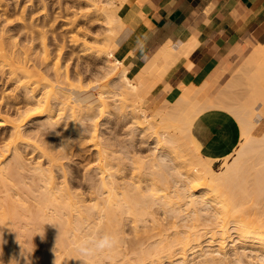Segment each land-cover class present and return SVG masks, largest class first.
<instances>
[{"label":"bare ground","instance_id":"6f19581e","mask_svg":"<svg viewBox=\"0 0 264 264\" xmlns=\"http://www.w3.org/2000/svg\"><path fill=\"white\" fill-rule=\"evenodd\" d=\"M17 1L0 0V82L11 84L0 94V130L7 138L0 145V264H82L77 245L96 232L115 235L119 243L89 264H242L243 253L234 250L230 259L225 249L232 237L254 247L252 252L264 263V131L254 133L258 119L264 118V46L253 48L214 96L200 101L191 92L199 88L180 84L176 94L146 109L140 100L187 57L191 46L165 41L136 74L115 59L113 51L121 43L116 31L134 29L143 16L141 0H87L74 10L66 5L72 13L64 18L67 30L82 19L106 29L102 77L109 81L92 78L99 87L86 79L85 86L80 69L73 84L66 57L60 54L65 44L51 55L45 4L40 19L29 7L43 0ZM100 33L94 32L97 41ZM87 34L80 26L70 34L73 47L81 44L82 54L87 53ZM100 50L96 48L97 56ZM110 103L114 109L130 106L128 122L142 132L151 130L154 151L121 157L116 149L108 150V139H101L93 122ZM210 110L227 112L238 128L236 144L222 155L205 152L198 139V119ZM68 128L74 132L71 140L66 138ZM86 141L95 151L96 173L89 175L87 167L75 186L68 179L67 162L80 154ZM26 150L35 152L32 165L25 159ZM165 155L171 156L170 162ZM125 159L135 171L146 172L145 187L124 180ZM156 203L173 224L164 226L153 216ZM183 215L191 222L181 226ZM127 219L133 230L128 238L123 234ZM147 223L153 226H143Z\"/></svg>","mask_w":264,"mask_h":264},{"label":"crops","instance_id":"0c3cea01","mask_svg":"<svg viewBox=\"0 0 264 264\" xmlns=\"http://www.w3.org/2000/svg\"><path fill=\"white\" fill-rule=\"evenodd\" d=\"M140 9L142 18L114 52L130 71L134 69L131 73L136 74L165 41L191 46L187 57L156 83L151 102L176 94L180 84H195L210 96L209 87L227 78L249 43L256 45L254 49L264 46V0H142ZM198 122L197 138L210 155L225 154L236 144L238 128L227 112L206 111Z\"/></svg>","mask_w":264,"mask_h":264},{"label":"rangeland","instance_id":"374dc122","mask_svg":"<svg viewBox=\"0 0 264 264\" xmlns=\"http://www.w3.org/2000/svg\"><path fill=\"white\" fill-rule=\"evenodd\" d=\"M8 1L14 3L15 0L14 1L13 0H8ZM19 2L22 3V4H24V3L27 4L26 0H19V1H17V4H20ZM36 2H33L32 6L28 5L29 7H32L31 8L32 14L36 12L33 15L34 16L38 15L36 17H38L40 19L41 14H43V13H40V12H42L41 8H42L43 4H45L44 5V7H45L44 9H45L46 12L45 11L44 12L46 14L48 13V15H47L48 24L52 25L51 27H49L48 24L45 25V28L47 29V36H48L47 39H46L47 48H49V51H51V55L53 57L56 56L55 50L57 51V48H58L57 46H60L62 44L64 46V44H65V46L63 48L64 50L62 49L63 52L61 50L60 54H61L62 58L64 56L66 57V58L65 57L64 58L67 60L66 62L68 63V66H69L68 69L70 70L69 71L70 72L69 74L71 76L70 78L74 79V80L71 79L72 82L74 81L73 84L77 83V81H76L77 78L76 77L78 76L77 74H78L79 71L83 73L82 77L84 75V77H83V84L84 85H85V83H84L85 79H86L85 82L87 81V83H89L90 85H95L97 87H99V84H98L99 81H102L103 83H107L109 81L107 76L106 77H102L103 76L102 61L104 60V58L106 56V51L108 50V47L105 45V41L106 40H103V38L105 37L106 29H104L103 26L100 25V24L91 25L89 23V21H87L86 19L85 20L84 19L79 20L78 23L76 22L74 24V27H73L72 31H69V30H67L66 27H64V25L66 24L65 23L66 22L65 19L69 18L70 16H72V13L67 11V6L69 7L68 8L69 10H74L75 8H79V7L83 8L84 6H86L87 0H79V1L78 0H59V1L58 0H43L42 2H45V3L39 2V4H38V2L37 3ZM141 4H142V0H141ZM97 5L100 8H102V2H97ZM56 16H57V18H56ZM38 26H41V23H39ZM78 26H80L81 30L83 28V31L85 30L88 33L87 37H86V49L84 50V52H87L86 54H82L80 52V50H79V46H81L80 43H78V47H76V48L73 47V45L71 43L73 36H70V34L72 35L73 32H75V28H77ZM132 30L133 29H131L130 31H128V30H126L124 28L123 29H119L118 31H116L115 37L118 40H121V43H122L125 40V38L127 37V35ZM70 32H72V33H70ZM94 32H101L99 35H97L100 38L99 41H97L95 39L96 35L94 34ZM79 36H81V35H79ZM15 38L17 40L21 39L20 36H17ZM120 44L115 48V50L120 46ZM248 46L249 47L246 49V53H245L244 57L239 59V60H237V62H235L229 68V71H228V74H227V78L225 80L221 81V83L218 84L216 87H209V92L212 95L206 96V95L202 94L203 88L194 84L197 88H199V91L195 87H193V88H191V92L193 94H197V99L198 100L204 101L203 100L204 98H209V97L214 96L223 87V85L231 78V76L235 73L236 69L241 65L242 61L247 57V55L250 53V51L256 45L253 44V43H249ZM96 48H100L101 49L100 52H99L100 56H97ZM115 50L113 51V56H114ZM64 52H66V53H64ZM53 53H55V55ZM114 58H115V56H114ZM65 59H61V60H63L62 62H64ZM115 59H117V58H115ZM120 61H123L126 64V60L125 59L124 60H120ZM73 70H75L76 72H73ZM71 74H73V75L75 74L74 77H72ZM92 78H94L93 80H98V79H100V80L95 82V81L92 80ZM95 78H97V79H95ZM88 79L91 82H89ZM88 85H87V87H88ZM155 85H156V83H155ZM155 85L152 86V88L149 91H147L146 94L143 96V98L140 100V105L142 107L146 108V109L152 108L153 105L155 104V101L151 102V97L152 96L150 95L152 90H153V88L155 87ZM10 88H11V84L10 83H5L4 84L2 81L0 82V94L8 92V90H10ZM107 88H109V87H107ZM164 90H168L167 87H165ZM240 90H242L241 86L239 88V92H240ZM105 94H107V96H108V95H110L112 93L110 92V93H105ZM159 102L162 103L163 101H157V103H159ZM107 107H108L107 109L104 108L102 110V113L99 116L98 120L97 121L95 120L96 122H93V123H95V126L97 128V132H98L99 136H101V139L102 140H107L108 139V142L105 141V143L106 142L108 143L107 144L108 145V150H111V149L115 150L116 149L115 152H119V153H116V156H118V154H119V156L122 155L121 157H125V155H129V156L130 155L131 156L134 155L135 157H137V156L140 157L141 155L146 154L149 151L151 152V150L154 149L153 142H152L153 135L151 133V130H146V131L142 132L140 128H138L137 126H135L132 123L128 122L129 121L128 120V110L130 108V106L128 104L123 103L121 105V109H114L113 106L111 105V103ZM29 126H26L25 128H27ZM69 129L70 128H68V131H69ZM262 131H264V118L258 119L257 125H256V127L254 129V133L255 134H260ZM73 133L74 132L71 131V130L69 132L66 131L65 132L66 138H69V140H71L73 138V136H74ZM6 140H7L6 135L2 134L1 130H0V145H3ZM120 144H121V147H120ZM122 144H123L124 147H122ZM22 145H24V144H22ZM117 149H118V151H117ZM27 151L28 150H26V152ZM94 152L95 151L92 149L91 144L88 141H86L85 145L83 146V148L80 151V154L79 155H73V156H71L70 160H68V162H67L68 163L67 167L69 168L68 169V173L70 172L68 179L71 180V182H73V184L75 186H78L77 184H80L81 179H82L81 178L82 177L81 174L84 173V171L86 170L87 167L90 169V170H87V173L89 175L90 174L95 175L96 172L94 173V171H95L94 170V162H95ZM35 156H36L35 152L34 153H32V152L25 153V157H27L25 159H27L26 161H28L30 165L33 164V162L35 160ZM165 157H164L165 161L166 160L168 162L171 161L169 159V157H171V156L168 157V156L165 155ZM126 160L127 159H125V161ZM126 164H127V166H125V169H123V170L121 169L122 170V175L125 178L124 180H130V182L133 181L132 183H134V182L138 183L140 181V183H141L140 185L141 186L143 185V187H145L146 186L145 183L147 181L144 182V180H142V178H143V176L145 177V173L146 172H144V171L147 168L145 169L144 167L147 166V165H145V164H144V166L142 165V169L141 170L143 171V168H144L145 169L143 171L144 173H139L140 170L138 172L135 171V169L130 166L128 161H126ZM122 165H123V163H122ZM88 171H90V172H88ZM68 173H67V176H68ZM85 173H86V171H85ZM120 175H121V173H120ZM120 175H119L120 178L118 177V180L119 179L121 180V176L122 175L121 176ZM146 176L148 177V174ZM123 177H122V179H123ZM169 177H171V176H169ZM172 179L169 180V181H173ZM137 183H134V184H137ZM180 183H182V182H180ZM261 201L264 202V199H262ZM152 209H153L152 210L153 211L152 212L153 216L156 219L158 217V219L161 222H163L164 226H165V224L167 225L169 223L170 224L172 223V221H171L172 219L170 217V214L169 213H165V211H163L162 207H160V205L158 206V203L154 204ZM185 211L182 210V212H185ZM183 214L187 215V213H183ZM189 217H190V215H187L188 219H189ZM187 218H186V216L183 215L180 219H178L180 222L177 221V224L180 223V225L181 224L183 225V223H187L188 221L191 222V220H187ZM169 221H171V222H169ZM202 221H204V220H202ZM148 222H149V220H148ZM138 223H139L138 228L140 229L142 227L141 226V222H138ZM147 224L149 226L146 225V224L145 225L142 224V225L147 227V228H150V227L153 226V225L150 226L151 223H147ZM147 228H144V230L147 229ZM141 229H143V228H141ZM123 230H124L123 234H125L124 237L125 236L127 238L131 237L133 230H132L131 224L128 221V219L125 221V224L123 225ZM146 232H150V231L149 230L145 231L143 234H145ZM231 239H232V241H230L229 238L227 239L226 246H225V249L227 248L226 250H227L228 254H230L229 255L230 259H232V256H234L233 251L236 250V251H238V253H243L241 257L243 259L242 262L244 264H251V263H253V264H264V263H262V261L260 259L256 258L257 256L252 252V251H254V247L249 246V245H244L245 246L244 247L234 237H232ZM39 241H41V240H39ZM39 243L34 246V251L37 254H38V251L41 249V246H40L41 243L40 244ZM231 243H235L234 247L230 246ZM247 260L251 261V262L249 263ZM232 262H233V260H230V261H228L225 264H234V263L236 264V262H234V263H232Z\"/></svg>","mask_w":264,"mask_h":264},{"label":"clouds","instance_id":"9594fccd","mask_svg":"<svg viewBox=\"0 0 264 264\" xmlns=\"http://www.w3.org/2000/svg\"><path fill=\"white\" fill-rule=\"evenodd\" d=\"M119 243L118 237L109 233H92L79 241L77 249L82 264H89V260L105 253L111 252ZM111 259V257H106ZM16 264L18 262L16 261Z\"/></svg>","mask_w":264,"mask_h":264}]
</instances>
